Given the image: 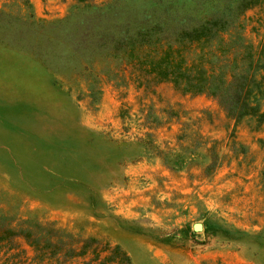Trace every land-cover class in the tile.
<instances>
[{"label": "rangeland", "instance_id": "rangeland-1", "mask_svg": "<svg viewBox=\"0 0 264 264\" xmlns=\"http://www.w3.org/2000/svg\"><path fill=\"white\" fill-rule=\"evenodd\" d=\"M110 1L0 0V264H37L27 238L66 234L133 264H264V122L126 71L96 76L95 99L61 65L82 4ZM240 23L258 52L264 8Z\"/></svg>", "mask_w": 264, "mask_h": 264}, {"label": "trees", "instance_id": "trees-1", "mask_svg": "<svg viewBox=\"0 0 264 264\" xmlns=\"http://www.w3.org/2000/svg\"><path fill=\"white\" fill-rule=\"evenodd\" d=\"M120 3L116 18L106 16ZM82 6L90 14L63 36L60 57L62 66L74 63L91 97L98 91L96 76L113 79L126 71L137 87L169 82L182 93L215 99L235 122H264V37L256 52L243 40L240 23L247 10L264 8V0H112ZM65 236L70 240L59 243L55 235L29 236L36 263L133 264L118 244ZM10 257L7 252L4 264Z\"/></svg>", "mask_w": 264, "mask_h": 264}, {"label": "water", "instance_id": "water-1", "mask_svg": "<svg viewBox=\"0 0 264 264\" xmlns=\"http://www.w3.org/2000/svg\"><path fill=\"white\" fill-rule=\"evenodd\" d=\"M194 229L195 230H200L201 229V224H199V223L194 224Z\"/></svg>", "mask_w": 264, "mask_h": 264}]
</instances>
